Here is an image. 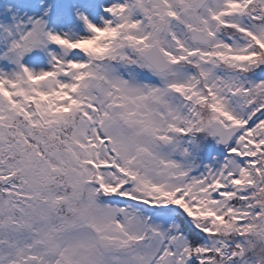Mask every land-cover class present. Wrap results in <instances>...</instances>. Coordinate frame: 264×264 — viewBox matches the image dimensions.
<instances>
[{
    "label": "snow or ice",
    "instance_id": "snow-or-ice-1",
    "mask_svg": "<svg viewBox=\"0 0 264 264\" xmlns=\"http://www.w3.org/2000/svg\"><path fill=\"white\" fill-rule=\"evenodd\" d=\"M0 264H264V0H0Z\"/></svg>",
    "mask_w": 264,
    "mask_h": 264
}]
</instances>
